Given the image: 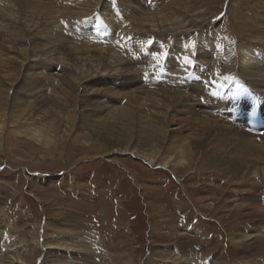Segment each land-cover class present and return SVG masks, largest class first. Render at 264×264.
Returning a JSON list of instances; mask_svg holds the SVG:
<instances>
[{
	"label": "rangeland",
	"instance_id": "374dc122",
	"mask_svg": "<svg viewBox=\"0 0 264 264\" xmlns=\"http://www.w3.org/2000/svg\"><path fill=\"white\" fill-rule=\"evenodd\" d=\"M46 1L52 7L67 4V0ZM69 1L72 7L81 6V2L91 7L90 15L77 24L84 23L86 30L101 28L106 35L96 39L88 32L85 37L75 34L81 28L70 27L71 22L78 21L75 18H59L50 28L51 34L55 36V28L60 25L64 29L62 36L76 35L81 43L114 50L126 62L133 51L137 70L148 65H142V58L148 61L157 45L165 51L160 67L156 61L154 68L143 72L144 84H153L156 93L124 99L122 103L105 97L106 108L85 110L103 117L113 116L109 110H114V116L125 118L127 102L134 107L130 112L137 113L140 108L141 117L133 125L125 118L124 128L131 137L123 142L114 130L93 133L89 128H80L82 114L78 112L86 105L80 102L83 90L76 93L80 85L76 71L63 68L61 63L53 68L46 63H30L28 70H22L34 75V86L56 91L62 101L52 109L58 113L54 125L33 122L24 116L0 117L6 124L1 140L4 146H0V264H184L176 260L182 255L188 256L186 264H264V242H258L261 248L252 252V240L245 238L258 231L264 236V219L259 221L255 216V209L260 207L259 214L264 216V161H256L258 155L264 157V151L252 153V160L235 167L234 156L225 153L232 150L228 149L232 140L211 133L207 124L198 122L200 112H192L189 103L182 100L170 108L160 91L166 88L161 80L174 77L173 72L178 76L175 91L192 96L194 89H200L195 88L194 84L199 83L195 77L211 73L212 69L229 82L211 88L217 90L222 103L206 109L208 115L222 118L227 126L254 138L264 137V99L247 83L240 63L228 64L232 58L205 63L198 60L196 52L204 44L209 51L217 47L222 52L230 49L232 56L238 54L245 61L242 51L252 53L248 58H264V0H256L260 5L251 0V7L249 0ZM17 2L10 0L19 9ZM162 6L182 29L165 38L152 35V41L147 43L141 39L143 33L137 32L133 19L150 18L156 22ZM78 31L83 33L82 28ZM10 37L13 38L4 41H22L17 30ZM12 52L9 55L23 61L28 58L25 63L32 59L24 50ZM240 58L234 59L238 62ZM171 59L177 67L170 66ZM68 63L88 72L110 70L103 65L93 70L83 60ZM22 71L10 67L6 73L11 75L9 84L15 83L17 77L21 79L25 73ZM69 76L73 77L68 79L72 84L65 86L63 79ZM187 85L194 87L187 91ZM95 98L92 100L97 101ZM160 108L167 112V133L158 130L156 125L160 123L153 120L152 112ZM9 121L14 130L9 129ZM58 121L61 127L57 132ZM120 123H113L114 128H119ZM174 125L180 129L171 132ZM28 129L38 132V136L28 139L17 135ZM223 132L228 133V129ZM136 142L138 152L134 149ZM116 143H124V153L111 149ZM250 149L239 150L236 157ZM212 198L216 204L209 205ZM235 201L245 203V209L230 213L227 209ZM70 237L84 239V257L77 251L66 258L64 250L60 256L48 257L46 239L51 243L73 242Z\"/></svg>",
	"mask_w": 264,
	"mask_h": 264
},
{
	"label": "bare ground",
	"instance_id": "6f19581e",
	"mask_svg": "<svg viewBox=\"0 0 264 264\" xmlns=\"http://www.w3.org/2000/svg\"><path fill=\"white\" fill-rule=\"evenodd\" d=\"M70 2L71 1L67 0L66 6L52 7V3L46 0H18L17 4L19 9H16L11 5L10 0H0V117L4 118L7 116V118H9L10 116V119H13L24 116L25 118L33 122L50 123L51 125H54V120L57 119L58 113H56L52 109H55L57 105H60L62 97L58 93H56V91H52L50 89L41 90L40 87L34 86V75L28 74L22 70L24 68L25 70H28V68H30V63H46L51 68H53V66L56 67V65L59 66V64L61 63L63 68L66 66L79 74V77H77L76 81H78L80 85L79 89L76 90V93L78 94L79 90H83L84 93L80 97V102L86 105L84 109L82 108V110L78 112L82 114L79 117L80 128H89L93 133L97 132L100 129L111 131L114 130V134L119 135L122 138L123 142L128 141L131 137V134L125 130L124 125H126V120L130 125H133L139 119V117H141L140 108H138L137 113L135 111L130 112L129 110L134 109V107L130 102H127L128 108H124V115L126 120L120 115L119 118L114 116V114H117L114 113V110H109V112L113 113L114 117H103L101 115L89 114L85 110L88 109V107H93L97 110L101 109L102 107L106 108L107 105L103 101L104 99H106L105 97L114 98V100L118 103H122L124 99L134 100L138 96L149 95L147 97H150L153 95L152 93H156L154 87H152L153 84L149 86L144 84L143 72L145 70L154 68L153 64H155L156 61L158 62L157 65H159L160 67L161 61L163 59L162 52L164 50L161 51L162 49L155 45L148 61L146 58H142V60H144L142 65H148L146 67H141L140 70H137V67L135 66L137 55L133 56V51L130 60L126 62L118 54H116L114 50L112 51L110 49H103L94 46L91 43H81L79 37L76 35H70L72 39L70 37H65L64 35L62 36L64 29L60 25L55 28V36L52 35L50 32V28L58 23L57 20L59 18H67L66 20H72V18H75L76 20H78L77 22H71L70 27H74V29H77L78 26H80L83 33L78 31V29H81L78 28L75 34L84 36L85 33L88 32L89 35H95L96 39L104 38L102 36L106 35L104 30L101 28H97V30H86L85 28H83L84 23L80 25L77 24L78 22H84V18H87V16L90 15L91 7H89L86 2L79 3L82 4L81 6H77V4L72 7V5H68V3ZM254 3L260 5L259 1L254 0ZM97 4L98 3L94 4L92 7L96 6ZM248 4L250 6L253 3L251 0H249ZM159 11L161 17H157L156 22L152 21L150 18H141L136 20L133 19L134 26L137 29V32L143 33L141 39L145 41L147 40V43H150L152 41V35H158L165 38V36H168L167 34H176L180 29H182L178 28L177 25L173 23L171 15L164 12L163 6ZM13 24L23 27L24 30L17 26H14ZM58 27H60V30L56 35V32L58 31L57 29H59ZM9 28L14 29L15 31L17 30L18 35L22 39L21 42L19 40H17V42L24 43L25 46L18 45V48L16 47L17 42H13V44L10 40L4 41L5 38H13L10 37V35L13 34L14 30L10 29L9 31ZM111 37L109 36L108 40ZM12 41H16V39H13ZM3 42H6L8 45L4 44ZM200 47L201 49L196 51L199 61L204 60L205 63H216L220 58H224L225 60H229L226 58H232L229 60L228 64L240 63L241 67L244 69V71L242 72L245 74L247 83H249V85L255 89L257 94H260L264 99V58H248L252 55V53L249 55L246 51L245 53H243L242 51V55L246 54L245 61V59L240 58L241 56L239 57L238 54L236 56H232L230 54V49H227L226 52H222L221 48L218 47L216 48V50L212 49V51L207 50L205 48L206 45L204 44H201ZM2 49H4V51H2L1 53ZM16 49L24 50L27 55L32 56V59H30L29 62L25 63L28 58L23 61L22 58H17L15 57V55H9L12 54V51ZM158 50L159 53H156L158 52ZM20 53L22 54L23 51H20ZM215 56L216 58L214 60ZM234 58H240V61L238 60L237 62ZM63 60L64 62H62ZM69 60L72 62L80 60L88 62L89 67L93 70L95 69V67H100L101 65H103L102 67L110 70L101 73V68H99L95 72L92 70L88 72L85 69L80 68L75 63L69 64ZM182 63L187 65L185 61H183ZM170 64V66L177 67V64H175V61L173 59L170 60ZM209 65L212 66V64ZM10 67H13L15 71L17 70V72L20 69L22 72H25L21 75V79H18L19 77H17L15 83L11 84H9V78H11V75L6 74ZM215 73L216 72L211 69V73L207 72L204 73L205 76L203 74H200L201 76L195 77V80L199 82L194 84L196 86L195 88L200 89H194L192 96H189L186 93L181 94L180 92L175 91V89H177L176 85L178 83V76L174 75L173 72L172 76L174 77H167L169 79L166 78L164 80H161V83L165 85L166 88L160 89V91L164 98L170 102V105L168 104L170 108H175L176 104H180L182 100L189 103L191 106L190 110H192V112L195 110L196 115H198V113L200 112L197 117L198 122L207 124L211 133L214 132L215 134L223 136V138L225 139H231L232 143L230 144L228 149L232 148V150L229 152H227L228 150H226L225 153L229 156H234L232 163L235 165V167L240 168L242 164L252 160L251 157L253 156H250L252 153H256L259 150L264 151V137L260 139L254 138L248 133L241 132L227 126L225 122L226 120L223 121L222 118L214 119L212 116L208 115L209 113L206 112V109L214 107V105L217 103V106H220V104L222 103L219 100L220 95L217 94V90L215 89L221 87L222 85L224 86L226 82H229L225 77L215 75ZM16 76H18V74ZM68 79L73 80V77H64L63 80L65 86H71L72 84L68 81ZM209 85H211V87H209ZM193 87L187 85L185 88L187 89V91H189ZM110 89H116V91ZM122 90L125 91L123 92ZM172 94L174 95V97ZM94 98L98 100L93 101L92 99ZM202 101H204V103ZM109 103L114 104L113 101H109ZM152 116L156 124L160 123L156 125V128L167 133V127L164 125L167 118V112L160 108L157 112H152ZM117 121H120L121 125H119V128L116 127L115 129L113 123H116ZM63 122L64 120L62 121V123ZM8 124H11L9 129L14 128L12 127L13 125L11 121H9ZM63 126H65V122L63 123ZM60 127L61 122L58 121L57 128L55 130L58 132ZM179 129V126L174 125L171 132L178 131ZM223 129H228V133L225 134L223 132ZM5 130L6 124L4 123V121H0V146H4L1 140L3 139ZM30 130L31 133L28 132ZM234 132L238 133L239 135L234 134ZM36 133L38 132L33 131V129H28L18 131L17 135H24L28 139H32L37 135ZM151 140H149V142H152ZM5 145L8 146L7 141H5ZM123 146L124 143H116L111 145V149L115 153H124V150L122 149ZM134 146V149L138 152V149L136 148V146L138 147V142H136ZM248 148L251 149L249 151L243 152L241 156H238L239 158L236 157V153L239 150L244 151ZM135 150H133V152L137 153ZM174 153L177 155V151H174ZM150 160H152L151 162L154 161L153 158H151ZM259 160L264 161V157L262 155H258L256 161ZM216 201V199L212 198V201L209 203V205L216 204ZM242 209H245V203L235 201L231 209L227 210L231 213L232 211L236 212ZM255 213L257 214L255 216L259 221H262V219H264V216L259 214L261 213V207L255 209ZM68 231H70V229ZM73 235L77 234L73 233ZM260 236H262L263 239H260ZM245 238L248 240H252L249 243V246L254 247L252 252L257 251L256 248L258 247V242H264V236L261 235L260 231L255 232L254 234L249 235ZM70 240L73 242L61 241L59 243H51L46 239L45 248L48 250V257L60 256L59 254L64 253V251L67 252V255L66 252L64 254L66 258H70V256L76 254L77 251H79V254L84 257L85 254L83 255L82 253L86 252V249H84V247L86 246L83 241L84 239L70 237ZM180 245L182 244H179V246ZM258 248L260 249L261 246H259ZM72 258H74V256H72ZM176 260H182V262L186 264V262L188 261V256L182 255ZM129 263L130 261L128 262V264Z\"/></svg>",
	"mask_w": 264,
	"mask_h": 264
},
{
	"label": "snow or ice",
	"instance_id": "6c2138e0",
	"mask_svg": "<svg viewBox=\"0 0 264 264\" xmlns=\"http://www.w3.org/2000/svg\"><path fill=\"white\" fill-rule=\"evenodd\" d=\"M185 59H187V58H185Z\"/></svg>",
	"mask_w": 264,
	"mask_h": 264
}]
</instances>
